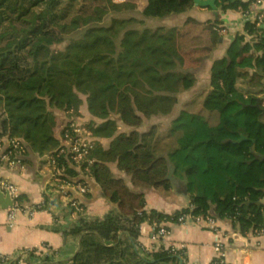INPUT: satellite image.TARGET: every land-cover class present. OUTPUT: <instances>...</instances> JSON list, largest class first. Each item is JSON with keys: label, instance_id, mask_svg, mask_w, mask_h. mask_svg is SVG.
<instances>
[{"label": "trees", "instance_id": "obj_1", "mask_svg": "<svg viewBox=\"0 0 264 264\" xmlns=\"http://www.w3.org/2000/svg\"><path fill=\"white\" fill-rule=\"evenodd\" d=\"M142 1L146 17L195 5L193 0ZM216 4L246 14L256 9L253 0ZM106 9L100 0H0V98L9 101L12 131L38 133L42 150L52 154L66 128L67 118L59 113L79 115L85 95L97 119L94 134L111 138L107 147L96 140L90 166L110 210L88 215L82 201L83 210L74 217L68 203L49 227L81 238L75 255L63 259L55 250L25 249L14 257L0 254L1 263L25 258L27 264H179V251L141 249V225L177 222L190 207L147 209L144 193L133 189L154 188L171 199L174 183L191 196L194 211L211 210L216 220L229 219L234 227L247 220L256 234L264 232V102L259 97L264 36L259 26L252 22L234 36L225 55L213 61L210 86L185 99L166 128L152 124L141 130L145 119L172 112L187 72L210 57L221 27L219 21L193 18L178 27H141L134 17H113L104 24ZM119 121L126 128L120 132ZM58 162L66 163L64 158ZM113 164L129 181L114 174ZM65 171L77 174L67 164ZM90 190L89 184L84 201ZM47 201L46 195L44 207Z\"/></svg>", "mask_w": 264, "mask_h": 264}, {"label": "crops", "instance_id": "obj_2", "mask_svg": "<svg viewBox=\"0 0 264 264\" xmlns=\"http://www.w3.org/2000/svg\"><path fill=\"white\" fill-rule=\"evenodd\" d=\"M134 9L135 11H129L126 16L141 20L142 7L139 6L137 10L136 8ZM258 9L264 12V0L258 6ZM189 18L199 22L208 20L219 21L218 26L221 27L222 36L218 44L213 48L210 57L205 59L202 66L187 72L186 88L177 94L176 103L170 113V120L179 112L180 106L185 99L200 89L210 86L213 61L225 55L230 41L236 34H242L245 31L248 20H252L254 15H246L241 9L214 10L210 7L194 5L184 12L171 13L159 17L157 20L159 21L158 24L149 28L159 26L178 27L182 26ZM263 23L264 21L260 25ZM260 25L259 32L263 35ZM230 73L235 79V71L231 69ZM259 97L264 102V93L260 94ZM85 103L84 101V105L80 109L81 113L82 109L83 111L84 109L88 110L87 103ZM59 115L62 118H68L63 112H60ZM168 123L162 128H166ZM145 129L144 126L141 127V130ZM11 131L8 113L2 110L1 104L0 139L8 143L10 134L13 133ZM24 135V131H20V136H18L22 138L21 142L25 146L24 151L17 157L19 162L14 166H8L6 162L0 161V177L18 185V198L22 206V209L17 211L12 226L7 220L8 207L2 208L0 206V254L14 257V255H18L25 249H37L43 254L50 250H55L59 258L70 259L78 250L79 237L67 235L65 237V233L49 228L54 224L55 216L62 217L66 199L61 197L56 190H45L46 178L48 177L46 165L49 155L45 150L38 147L34 136H27L26 140ZM104 139L102 137L101 140L104 141ZM109 143L110 139H106V145L103 143L102 145L107 147ZM112 169L116 176L123 177L129 181V177L118 171L116 165L113 164ZM88 182L91 187V195L85 201L83 197H79L81 202L83 201L85 204L83 211L88 215L102 216L110 210L111 205L102 195L95 181L89 177ZM174 188L175 193L171 199H166L154 188L133 189L144 193L147 209L156 208L164 212H170L174 209L189 208L191 206V196L179 190L178 183H174ZM46 195L48 196V207L45 208L43 202ZM205 205L207 206V204ZM31 207L35 208L32 213L27 210ZM191 211V216L183 222H164L170 230L171 239L176 241L178 245H185L186 264H209L215 255L213 245L216 238L220 240L228 251L230 264H264V232L256 234L253 231L252 233V224L249 221L239 222L234 227L229 219H217L218 231L216 232L206 220V214H212L211 210L194 211V208H192ZM139 239L142 245L149 250L158 246L154 227L148 222L142 223ZM0 264L4 263L0 262ZM17 264H27V261L25 258H20ZM179 264H182V262L180 261Z\"/></svg>", "mask_w": 264, "mask_h": 264}, {"label": "built area", "instance_id": "obj_3", "mask_svg": "<svg viewBox=\"0 0 264 264\" xmlns=\"http://www.w3.org/2000/svg\"><path fill=\"white\" fill-rule=\"evenodd\" d=\"M255 5V10L248 12L246 15L253 14L254 18L248 20V24L255 23V26H259L264 21V12L258 9L262 0H253ZM87 128L81 126L80 120H75V122L67 121V129L61 135V148L53 154H49L48 161H50V168L48 169L45 190L53 189L63 198L66 199V203H70L74 209L72 216H77V214L83 210L80 196H83L89 190V184L87 182L88 178H91L90 166L94 162L95 158L92 156L91 151L94 147V141L97 137L93 132V124H87ZM96 135V136H95ZM94 137L91 139L90 137ZM22 140L18 138H10L8 143H5L0 139V161L6 162L8 166L16 165L19 160V154L24 151ZM64 158L66 163L60 164L58 159ZM66 164L68 168H71L77 172V174L67 173L65 171ZM0 189L3 191H8L13 205L8 207V223L10 226L13 225V220L18 210L22 209L19 203V187L16 183L11 182L3 177H0ZM46 202H43L45 206ZM64 204V205H65ZM48 207V201H47ZM46 208V207H45ZM187 213L179 215L177 222H183L191 216V209ZM30 213H32L35 208H28ZM206 220L211 228L218 231L217 220L211 216V214H206ZM166 222V220L164 221ZM156 224L154 223V228L157 227L155 231V237L157 239L158 246H163L165 249L170 251H179L182 264L185 263V245L179 244L171 239L170 230L165 223ZM157 246V247H158ZM215 255L209 264H230L228 251L224 248L222 243L218 238H216L213 245ZM141 249H147L141 244Z\"/></svg>", "mask_w": 264, "mask_h": 264}, {"label": "rangeland", "instance_id": "obj_4", "mask_svg": "<svg viewBox=\"0 0 264 264\" xmlns=\"http://www.w3.org/2000/svg\"><path fill=\"white\" fill-rule=\"evenodd\" d=\"M100 1H101V3L106 4V6H107V9H106L107 13L103 16V23L104 24H108L113 17H124V18H127L126 15H128L129 11H135L134 8H136V10H137V8H139V6L142 7L141 4H143L142 0L141 1L140 0H100ZM128 4H130V5L132 4L133 6L132 5L129 6ZM129 9H131V10H129ZM141 18L142 19L139 22L140 24L138 25V26H141V27L142 26L152 27L155 24H158V22H159V21H157L159 17H146V16L141 14ZM81 97L83 99L82 105H84V101L87 103L86 96L85 95H81ZM1 104H2V110L5 113H8V120H9V101L5 97L0 98V105ZM82 105H81V107H82ZM81 107H80V109H81ZM160 115H155V116H152L149 119H145L144 120L145 122L143 123V125L141 127L144 126L147 129L152 124H159L161 127L165 126L168 123V121H170L171 116H170V114H166V115L160 114ZM77 116L78 117H76V116L68 117L67 121L68 122H75V120H80L81 126L87 128L88 127L87 124L88 125L92 124L93 123L92 121L97 120L94 117H92L91 113L88 110H86V109H84V111L82 109V113L80 112V114L77 115ZM67 121H66V123L64 125V127H66L65 129H67ZM9 122H10V120H9ZM124 129H126L125 126L119 121L118 122V132H120V131H122ZM24 134L26 135V136L24 135V138L27 140V136H29V132H28L27 128L24 129ZM18 136H20V132H19V134H18V132H13V133L10 134L9 138H18V139L22 140V138H19ZM32 136H34V139L36 140L37 145H38L39 148H42V149L45 148L43 138H41L38 133H35ZM60 137L58 139V144H57L56 148L54 149L55 153L58 151L59 148H61V143H60L61 138ZM90 138L93 139L94 137L92 136ZM95 138H96L97 141L99 140V143H101V144L103 143L105 145H106V139H108V140L111 139L110 137H103L105 139H104V141H102L101 140L102 137L97 136ZM96 140L94 141L93 149L96 146ZM23 147L25 149L24 145H23ZM46 167H47V169H49L51 167L50 166V161L47 162ZM152 226H154V224H152Z\"/></svg>", "mask_w": 264, "mask_h": 264}, {"label": "water", "instance_id": "obj_5", "mask_svg": "<svg viewBox=\"0 0 264 264\" xmlns=\"http://www.w3.org/2000/svg\"><path fill=\"white\" fill-rule=\"evenodd\" d=\"M194 4L196 6H200V7H210L214 10H221L222 7L218 6L216 4V0H193ZM232 2H236L239 0H231ZM260 29L263 30V36H264V23L262 25H260ZM13 205L12 199L8 193V191H3L2 189H0V206L2 208H7ZM254 229L253 226H251V232L253 233ZM66 237V234H65ZM80 239L79 238V244H80ZM79 244H78V249H79ZM78 251V250H77ZM76 251V252H77Z\"/></svg>", "mask_w": 264, "mask_h": 264}]
</instances>
